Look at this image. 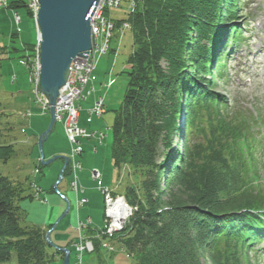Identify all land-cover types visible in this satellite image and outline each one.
Segmentation results:
<instances>
[{
    "label": "trees",
    "instance_id": "16d2710c",
    "mask_svg": "<svg viewBox=\"0 0 264 264\" xmlns=\"http://www.w3.org/2000/svg\"><path fill=\"white\" fill-rule=\"evenodd\" d=\"M28 1L12 0L7 9H23L32 18ZM124 1V18L114 21L117 28L130 24L133 52L127 62L129 86L115 111L112 158L119 170L128 165L143 179L125 187L133 215L113 240L98 238L101 228L91 226L85 236L95 253L105 249L103 241L117 242L137 264H202L201 252L212 264H260L263 252L255 247L264 245L262 113L233 107L215 91L212 78L202 77L228 59V45L222 47L228 33L230 48L243 43L239 26L230 25L239 20L246 0ZM23 46L22 52L32 55L36 42ZM13 50L21 52L9 53ZM175 133H181L184 145L176 153ZM10 155L0 153V160ZM21 195L0 172V264L14 254L18 264H47V231L22 226L23 211L15 203ZM64 256L56 251L52 260Z\"/></svg>",
    "mask_w": 264,
    "mask_h": 264
},
{
    "label": "rangeland",
    "instance_id": "374dc122",
    "mask_svg": "<svg viewBox=\"0 0 264 264\" xmlns=\"http://www.w3.org/2000/svg\"><path fill=\"white\" fill-rule=\"evenodd\" d=\"M11 1L8 0V2ZM246 1L241 2L239 20L232 24V26H239L240 36L245 37V42L241 44L240 48H234L231 57H228L225 62H221L218 68L213 69L214 72L202 77L206 80L212 78L217 85L215 91L233 107H245L252 110L254 114H256V109H260L262 113L260 117H263L264 121V0ZM28 5L30 8L31 0L28 1ZM127 7L128 4L124 1L120 9L113 10L109 14V19L117 21L124 18L123 13ZM30 10L32 9L30 8ZM16 15L20 16V22ZM32 15L33 17L30 18L23 9L0 10V46L7 48L0 49V54L4 55L6 52L4 56L2 55L3 59L0 60V147H8L1 150L0 153L11 154L8 159L0 160V172L3 176H7L15 186H18V189H21L23 200H17L15 203L23 211L21 214L22 226H38L48 232V229L56 224L67 209L66 202L55 193L53 188L65 161L57 160L49 166H43L40 162L38 138L47 129L50 118L49 115L36 114L38 107L33 95L34 86L30 83V72L21 64L22 60L20 59V56L28 55V53L22 52L25 49L23 44L35 42L39 35L34 10ZM123 24L119 28L115 26L114 37L111 41L114 51L103 56L93 71L94 83L87 87L86 92L91 91L92 88L95 89V92L88 99L77 103L80 107L79 126L91 135V138H78L83 150L79 159L81 169L76 172L79 191L76 192L70 187L74 174L70 160L66 169L68 176L59 186L61 195L70 203V211L51 233L50 238L57 248L66 249L69 247L68 250L72 254L71 264H78L75 247L70 246V243L79 236L77 232L79 223L90 220L93 229H100L104 226L106 206L97 182L91 178L92 172L98 170L102 176L103 186L114 189L115 193L119 194L116 196H124L125 187L129 183L140 185L143 179L142 176L134 173L128 165H126V167L128 166L127 171L123 174L115 166L112 158V128L115 111L122 106L129 86L127 62L133 52L131 28L121 30ZM226 27L228 25L223 28ZM15 34L17 40L12 42L11 37ZM229 46L231 47V44ZM12 49L21 50V52L13 50L9 53ZM2 56L0 55V59ZM219 72L223 73L225 78L221 79ZM112 80L114 81L113 85L110 88L105 87V84L107 85ZM199 84L203 87L206 86L200 82ZM99 98H103L105 102L102 116H90L89 110L93 108L95 101ZM29 111L35 115L30 120L26 117ZM180 122L182 128L184 115ZM262 128H258L256 132ZM101 132L105 137L99 136ZM180 134L175 133L173 136L175 153L178 149L179 151L183 150L184 147L183 136ZM258 137L262 142L258 155L264 165V136L258 135ZM11 149L14 154L10 152ZM70 151L68 139L62 126L58 124L44 144L45 160L48 161L59 156L69 158ZM36 171L39 174H35ZM164 175L165 173H163V177L161 176L163 188ZM261 181L264 182V172H261ZM34 184L35 187H33ZM37 185L42 188L41 198L46 199V204L34 197ZM82 199H87L88 202L78 208L77 201ZM107 244L109 243L107 242ZM110 244L115 249L114 253L108 252L107 249L95 253L93 244L92 251L83 253V264H137L119 243L112 242ZM256 249L264 253L263 244H257ZM48 253L51 260L47 264H63L60 258L52 260L56 253L54 249L48 248ZM250 259H255V253L250 255ZM201 261L202 264H212L206 255L203 256V252H201ZM3 264H18L16 254L13 255L10 262ZM260 264H264V256L261 258Z\"/></svg>",
    "mask_w": 264,
    "mask_h": 264
},
{
    "label": "built area",
    "instance_id": "2783aa9c",
    "mask_svg": "<svg viewBox=\"0 0 264 264\" xmlns=\"http://www.w3.org/2000/svg\"><path fill=\"white\" fill-rule=\"evenodd\" d=\"M123 0H101L100 5L96 9L91 22L92 35L94 37V44L91 52L88 54V58H77L71 66V72L66 86L60 91V95L57 99L55 106V115L57 124L61 125L64 134L66 135L68 142L71 147L69 160L72 163V175L73 181L71 183L72 190L79 191L78 189V178L77 173L81 169V163L79 161L82 156L83 150L81 144L78 141L79 137L91 138L86 130L79 126V112L80 107L77 105L79 101L88 99V97L95 92L92 88L91 91L86 92L87 87L94 82V73L98 61L103 57L107 56L111 52V41L114 37L115 32V21L109 19V14L113 10L120 9ZM9 6L8 0H0V10L7 9ZM34 14L37 15L39 10V4L37 0H31L30 7ZM19 22L21 20L19 15H16ZM130 24L125 22L122 25V29H129ZM39 33V30H38ZM120 46V44H119ZM32 55H27L26 58L22 59V65L30 72V83L33 84V95L36 99V104L38 107V115H46L49 112L48 100L42 97L39 91V77H40V48L37 42L36 48ZM112 80L105 87L110 88L113 85ZM104 99L99 98L95 101L94 106L89 110L90 116H102L104 109ZM34 113L29 111L26 117L31 119L34 117ZM101 138L105 135L101 132L99 133ZM121 172L124 174L127 171V167L123 166ZM39 174L38 171L34 172ZM92 180L96 181L98 184V189L101 191L104 197L105 209V221L103 228L100 229V233L97 237L104 239L108 238L114 239L115 235L120 233L128 219L133 215V209L129 206L124 196H116L119 194L115 193V190L111 187L103 186L101 182V174L98 170H94L91 175ZM121 183V182H120ZM35 187V184L33 185ZM82 192V190H81ZM35 193V192H34ZM42 188L37 185L35 198L41 201V203L46 204V199L42 197ZM87 199H82L77 201V207L81 208L86 205ZM91 226V221L79 223L78 232L80 234L77 242L74 244L75 250L77 252L78 264H83V253L90 252L93 250V242L87 238L84 234L85 230ZM102 246L108 251L114 253V247L107 242H102ZM111 246V247H110Z\"/></svg>",
    "mask_w": 264,
    "mask_h": 264
},
{
    "label": "water",
    "instance_id": "95a60500",
    "mask_svg": "<svg viewBox=\"0 0 264 264\" xmlns=\"http://www.w3.org/2000/svg\"><path fill=\"white\" fill-rule=\"evenodd\" d=\"M39 10L36 23L39 30L38 42L40 48L39 91L49 103L50 122L47 129L38 138L40 162L49 166L57 160H64V166L54 185V191L64 199L67 209L56 224L46 233L48 248L64 253L63 264H71V252L68 249L57 248L51 241V233L70 211L68 199L61 195L59 186L64 180V173L69 164L67 156L54 157L45 160L44 144L56 128L55 106L60 91L66 86L71 66L78 57H87L93 48L92 17L101 0H37Z\"/></svg>",
    "mask_w": 264,
    "mask_h": 264
},
{
    "label": "bare ground",
    "instance_id": "6f19581e",
    "mask_svg": "<svg viewBox=\"0 0 264 264\" xmlns=\"http://www.w3.org/2000/svg\"><path fill=\"white\" fill-rule=\"evenodd\" d=\"M122 3H123V2H122ZM7 10H8V9H7ZM36 41L38 42V37L36 38L35 42H36ZM38 43H39V42H38ZM36 44H37V43H36ZM42 97L45 98V96H43V95H42ZM35 103H36V99H35ZM46 115H49V112H48ZM32 118H33V117H32ZM29 120H30V119H29ZM56 123H57V122H56ZM57 125H58V124H57ZM55 129H56V128H55ZM55 129H54V130H55Z\"/></svg>",
    "mask_w": 264,
    "mask_h": 264
}]
</instances>
